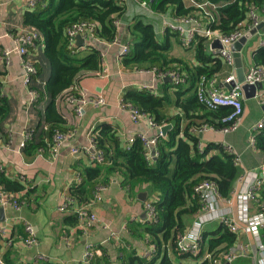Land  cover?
<instances>
[{"label": "trees", "instance_id": "obj_1", "mask_svg": "<svg viewBox=\"0 0 264 264\" xmlns=\"http://www.w3.org/2000/svg\"><path fill=\"white\" fill-rule=\"evenodd\" d=\"M212 1L226 2L215 9V18L211 24L221 34L244 27L248 23V11L252 7L259 14H264V0ZM149 3L159 12L174 15L195 13L192 7L184 6L183 0H149ZM125 10V3L119 0H38L34 7L26 8L23 25L38 31L40 39L35 40V43L42 44V54L48 63L49 75L44 86L38 88L34 81L42 72V66L34 62L36 72L31 77L33 83H30L29 88L38 94L33 102L47 99L43 111L47 129L37 135L32 129L22 147L23 152L32 154L44 148H53L56 130L61 133L68 131L57 102L74 92V86L82 76L101 69L102 45L88 43L87 53L83 56L80 49L68 43L65 29L77 21H93L97 24L96 35L100 42H112L118 32L115 21L126 18ZM127 30L130 49L122 58L125 66L154 68L156 72L175 70L183 80L178 83L163 80V92L159 95L141 89L125 91L123 97L140 111L152 116L157 124L166 122L172 126L165 136L157 137V153L147 159L143 144L137 136L130 144L121 143L113 124L103 122L97 125L93 131V143L101 151L102 159L91 158L80 169L79 180L68 186L67 195L73 203L86 206L95 199L96 188L107 185L115 175L119 176L121 185L129 194L147 186L156 193L150 200L154 217L151 220H129L126 228L132 236L146 237L153 249L139 255L127 242L121 241L118 248L120 264H189V260H193L194 264H215L221 253L238 240V235L230 231L225 223L220 222L213 231L206 228L202 230L196 253L182 251L178 242L192 218L203 209L197 185L204 180L212 181L221 197L229 199L235 181L241 174L232 153L214 142L201 147L197 132L193 131V128L203 125L216 128L226 126L228 122L222 119L229 114L231 108L219 106L210 109L198 101L195 88L187 97L182 96L185 91L181 92V89L184 80L190 81L195 87L201 76L216 75L223 66V60L207 50L206 38L201 35H196L189 47L196 61L192 63L171 54L170 39L177 37L176 33L167 29L158 37L153 24L142 17L129 22ZM252 58L255 65L264 66V46L253 51ZM170 104L180 108V112L165 115L166 107ZM9 110V103L0 91V126ZM255 144L264 150V132L256 134ZM0 188L9 191L24 189L20 198L25 202L33 190L20 181L9 179L1 170ZM252 202L255 209L264 208V187L254 192ZM64 222L77 225V214L71 212L66 215ZM25 234L23 224L15 223L9 235L15 238L8 245H1L0 252L9 251L14 241L24 238ZM93 247L100 249V254H95L89 264H111L102 245ZM205 252L210 253V256L205 257ZM5 263L9 264L7 259ZM78 264L83 263L80 261Z\"/></svg>", "mask_w": 264, "mask_h": 264}, {"label": "crops", "instance_id": "obj_2", "mask_svg": "<svg viewBox=\"0 0 264 264\" xmlns=\"http://www.w3.org/2000/svg\"><path fill=\"white\" fill-rule=\"evenodd\" d=\"M183 3L185 6L184 0ZM125 6L124 20L127 22L119 20L115 42L98 43L93 39L85 40L82 36L83 45L76 46L74 41V47L80 49L83 56L87 53L88 43L101 44L102 60L100 71L79 79L74 86L76 93L73 92V95L82 93L92 96L102 95L105 103L99 106L87 104L80 113H76L67 99L68 95L59 99L58 107L66 120V129L72 132V137L63 140L54 152L48 147L40 152L27 154L19 147L23 133L32 128L37 135L47 129L43 121L47 99L39 102L31 101V88L24 83L25 69L14 40L16 35L25 29L26 26L22 22L23 13L31 6L29 0H0V91L10 108L7 118L0 126V170L12 180L19 181V178H25L26 186L33 188L29 199L19 209L9 205L3 207L4 220L0 221V224L8 226L11 233L15 223L22 224L18 222L19 219L26 221L32 225L36 237V242L32 245L23 244L19 238L10 246L9 251H1L0 256L4 261L7 259L9 264H78L88 244L102 245L111 264H120L118 248L121 241L127 242V245L139 255H144L151 248L152 244H149L146 237L132 236L126 228L129 220H141L146 217L145 202L156 195L147 186L136 189L134 194H129L121 185L119 176H113L99 197L88 205L89 209L96 213L97 221L86 232L80 227L79 222L77 225L64 222V217L74 212L73 209L80 205L72 202L66 209H59L67 194L68 186L79 180L80 169L91 159L89 136L97 125L103 122L113 124L121 143H126L130 137L142 133L152 135L156 132L146 117L133 121L129 113L120 107L119 99L129 90L146 89L159 95L163 92V80L159 79L155 71H139L125 66L122 62L120 45L129 42L127 24L136 17H142L152 23L158 37L164 31L160 29L159 19L154 20L144 13L145 10L140 6L139 0H125ZM258 35L260 44L257 42L252 47L251 59L242 55L244 75L255 64L252 58L253 51L264 46V34ZM170 43L172 55L179 56L187 62H196L192 50L182 46L178 36H173ZM42 48L41 42H36L28 49L26 56L33 64L36 62L42 66V72L34 81L40 89L49 75L48 63L42 54ZM206 48L211 52L210 43ZM231 72H234L236 78L235 67L232 69L223 62L222 68L216 74L215 83L218 87L229 89L232 86L233 83L223 82L224 77ZM31 83H33L32 79ZM194 88L190 81L184 80L181 92H185L182 96L187 97L193 93ZM261 91V93L257 91L254 97L244 96L241 119L234 131L225 133L218 129H208L202 132L201 136L197 133L201 147L208 142L219 143L228 152L231 149L237 155L232 153L237 157L241 174L235 181L230 198L219 202L221 208L230 210V216L235 215L236 212V194L246 183L252 184L254 178L264 177V150L256 144L251 146L248 143L253 124L264 115V89ZM178 111L180 112V108L170 104L166 107L165 115H172ZM184 121L183 119L182 122ZM260 132H264V129L256 131L255 134ZM73 148H77L78 152H72ZM143 190L148 191L145 200L138 197V192ZM250 205L251 210L254 211L252 201ZM14 238L15 236L10 240L0 238V246L10 244ZM238 238L246 239V236L238 234ZM187 263L194 264L193 260ZM232 264H254V262L250 257L244 256Z\"/></svg>", "mask_w": 264, "mask_h": 264}, {"label": "built area", "instance_id": "obj_3", "mask_svg": "<svg viewBox=\"0 0 264 264\" xmlns=\"http://www.w3.org/2000/svg\"><path fill=\"white\" fill-rule=\"evenodd\" d=\"M38 0H29V6L33 7ZM124 2L125 0H119ZM149 0H139L140 6L145 10L144 13L153 18L154 20H160V29L162 31L170 30L177 34L179 42L184 47H191L194 38L196 35H201L206 38V45L209 46V43L213 38H218L221 44V47L210 49L211 53L221 58L225 65L232 67L234 69V57L233 51L231 49L232 43L239 40L247 31L251 28L256 27L260 19L259 12L256 8H250L248 11V23L239 29H235L230 33L221 34L220 31L216 28H212L211 24L214 21V11L219 5H224L226 2L217 3L212 0H184L186 7H192L194 14H184V15H174L169 12H159L154 11V8L150 6ZM222 2V1H220ZM119 20L115 21V24H119ZM97 24L93 21L81 20L69 25L65 29V34L68 39V43L71 46H74V41L76 35L82 36L86 39H93L97 42H100L96 35ZM39 38V33L37 30L30 27H25L23 31L18 33L14 40L17 43V51L19 53L22 66L25 69V79L24 83L30 85L31 77L36 72V67L28 58H26L28 49L34 45L35 40ZM116 40L114 39L113 42ZM121 56L123 57L128 53L130 49L129 42L122 43L120 45ZM139 71L152 70L154 68H135ZM156 72V71H155ZM159 79L163 80L164 78L169 77L175 83H178L181 78L180 73L175 70L166 69L160 72H156ZM216 75L211 77L201 76L195 86L196 97L199 102L203 103L210 109H216L219 106H229L231 111L228 115L223 117L222 120L227 121L228 124L224 127L216 128L213 126L203 125L199 128H193L194 132L202 133L208 129H218L222 132H231L234 131L240 122L242 111H243V99L244 93L242 90V83H255V82H264V66L252 65L248 72L244 75L243 82H238L235 78L234 72L229 73L224 77L223 82L226 84L233 83L229 89H222L217 86L215 83ZM32 100H35L37 97V92L33 89H30ZM154 94V93H153ZM155 95V94H154ZM73 110L76 113H80L83 107L87 104L94 106H99L105 103L104 97L102 95H68ZM119 105L122 109L126 110L129 113V116L133 121H138L141 117H146L149 121V124L155 130L159 129L162 124H157L153 117L140 111L138 108L133 106L129 101L125 100L123 96L119 99ZM264 129V115H262L252 127V133L248 138V143L253 146L256 140V131H261ZM32 132L31 129H27L23 135L22 139L19 142V147L22 148L30 137ZM94 132L91 131L90 139V150H92L91 158L96 160L102 159V153L100 150H97L93 143ZM162 135L161 133L155 132V134L148 135L142 133L137 135L141 140L144 147V155L147 159H150L153 155H156V144L157 137ZM72 137V132L67 131L66 133H61L56 130L54 134V146L51 149L53 152L55 148L60 145V143ZM136 136L130 137L126 144H130ZM235 155V152L231 149L229 150ZM72 152H78L77 148H73ZM237 156V155H235ZM234 156V161L237 163V157ZM21 183L27 184L25 178H19ZM260 187H264V177L254 178L253 183H246L244 188L239 191L236 198V212L235 215L230 216V210L221 208L219 202L223 199L218 192L215 184L212 181L204 180L199 183L196 189L201 193L203 200V209L196 215L195 219L188 226L185 233L179 239V248L182 251H191L196 253L199 250V241L201 238V232L203 226L212 219H218L220 222H223L227 225L230 231L235 234H243L246 236V239L238 238L236 244L228 247L224 252L221 253L219 259L215 264H232L240 257H250L254 264H264V208L251 210L250 202L254 198V192L257 191ZM105 188L104 185L98 186L96 188L94 197H99L101 191ZM24 194V189L20 191H9L0 188V205L12 206L15 209H19L21 205L25 202L21 200V196ZM228 200V199H225ZM71 199L66 194L63 198V203L59 206L60 210L66 209L69 203H72ZM89 205V204H88ZM88 205H82L75 207L73 211L77 214L78 222L80 227L86 232L91 225L97 221V215L95 212L89 209ZM146 217L145 219H152L153 207L149 201L145 202ZM22 222L23 228L25 231V237L21 238V241L25 245H32L36 242L35 232L30 223L18 220ZM10 228L5 224H0V237L7 238L10 240ZM187 240V242H186ZM151 248L145 252H149L153 249ZM95 254H100V249H94L92 244H88L84 255L81 259L83 264H89L93 259ZM205 257H209L210 253L205 252ZM0 264H6L3 258L0 256Z\"/></svg>", "mask_w": 264, "mask_h": 264}, {"label": "water", "instance_id": "obj_4", "mask_svg": "<svg viewBox=\"0 0 264 264\" xmlns=\"http://www.w3.org/2000/svg\"><path fill=\"white\" fill-rule=\"evenodd\" d=\"M259 23L256 25V27L251 28L249 31H247L239 40L235 41L231 45V49L233 51V57H234V67L236 71V78L238 82H243L244 78V72L242 67V54L241 51L246 44L248 40H251L255 37H259V33L264 34V15L259 16ZM122 22H127L126 20L122 19ZM75 45L81 46L83 45L84 41L83 38L79 35H76L75 37ZM258 44H260V41L258 40ZM221 47L220 41L218 38H213L210 42V48H218ZM164 81H170L171 79L169 77L164 78ZM244 96L246 98L254 97L256 96V92L260 91L261 93L262 89H264V82H255V83H242L241 85ZM172 126L171 123H166L161 125L159 129L156 130L157 133H161L162 135H166L167 130ZM199 136H201V133H198ZM148 194L147 190L139 191L138 197L141 200H145L146 196ZM3 206L0 205V221L4 220V214H3ZM187 242V240H186ZM228 264V263H226Z\"/></svg>", "mask_w": 264, "mask_h": 264}, {"label": "rangeland", "instance_id": "obj_5", "mask_svg": "<svg viewBox=\"0 0 264 264\" xmlns=\"http://www.w3.org/2000/svg\"><path fill=\"white\" fill-rule=\"evenodd\" d=\"M175 42V41H174ZM258 42V38L255 37L251 40H248L246 42V44L244 45L243 49H242V55L245 58H250L251 59V50L252 47ZM176 44V43H175ZM220 221L218 219H212L209 220L206 224H205V228L208 229L209 231H213L215 230L218 225H219Z\"/></svg>", "mask_w": 264, "mask_h": 264}]
</instances>
